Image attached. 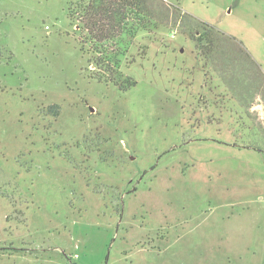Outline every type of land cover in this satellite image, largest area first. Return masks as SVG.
I'll use <instances>...</instances> for the list:
<instances>
[{
	"label": "rangeland",
	"instance_id": "374dc122",
	"mask_svg": "<svg viewBox=\"0 0 264 264\" xmlns=\"http://www.w3.org/2000/svg\"><path fill=\"white\" fill-rule=\"evenodd\" d=\"M69 1L0 0V264H264V0H148L113 77Z\"/></svg>",
	"mask_w": 264,
	"mask_h": 264
},
{
	"label": "trees",
	"instance_id": "16d2710c",
	"mask_svg": "<svg viewBox=\"0 0 264 264\" xmlns=\"http://www.w3.org/2000/svg\"><path fill=\"white\" fill-rule=\"evenodd\" d=\"M160 10L162 4L149 7L148 0H70L68 14L71 21H78L82 32L87 33L89 44L94 49L96 67L99 70L104 68L105 74L113 77L118 75L117 70L124 57L122 48L125 40L131 42L142 31L164 27L160 22L163 15ZM209 34L208 31L201 34L199 48H202L204 39L209 46L215 45ZM254 149L264 152L257 147Z\"/></svg>",
	"mask_w": 264,
	"mask_h": 264
}]
</instances>
